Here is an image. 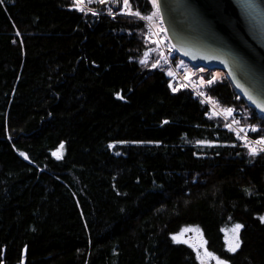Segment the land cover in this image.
I'll return each mask as SVG.
<instances>
[{
  "label": "trees",
  "instance_id": "trees-1",
  "mask_svg": "<svg viewBox=\"0 0 264 264\" xmlns=\"http://www.w3.org/2000/svg\"><path fill=\"white\" fill-rule=\"evenodd\" d=\"M187 82L216 111L170 88L141 20L0 0V264H199L173 239L187 225L221 261L264 264V153L228 124L264 141V117L224 73Z\"/></svg>",
  "mask_w": 264,
  "mask_h": 264
},
{
  "label": "water",
  "instance_id": "water-1",
  "mask_svg": "<svg viewBox=\"0 0 264 264\" xmlns=\"http://www.w3.org/2000/svg\"><path fill=\"white\" fill-rule=\"evenodd\" d=\"M164 32L193 68L225 74L264 117V0H155Z\"/></svg>",
  "mask_w": 264,
  "mask_h": 264
},
{
  "label": "built area",
  "instance_id": "built-area-1",
  "mask_svg": "<svg viewBox=\"0 0 264 264\" xmlns=\"http://www.w3.org/2000/svg\"><path fill=\"white\" fill-rule=\"evenodd\" d=\"M72 2L83 14L89 15H105V16H125L136 17L141 20L147 30V35L155 42L158 52L160 54L161 64L165 67L170 75V88L176 90L181 86H186L192 93V97L212 110L214 102H212L207 95L198 91L195 85L186 82V72L183 68H176L172 57L176 55L171 43L169 42L161 23L157 18L153 21L148 18L138 17L134 15L129 8V4H125V0H69ZM228 124L234 129L244 145L254 151L264 153V143L261 140L251 136L252 128L239 127L233 122Z\"/></svg>",
  "mask_w": 264,
  "mask_h": 264
},
{
  "label": "rangeland",
  "instance_id": "rangeland-1",
  "mask_svg": "<svg viewBox=\"0 0 264 264\" xmlns=\"http://www.w3.org/2000/svg\"><path fill=\"white\" fill-rule=\"evenodd\" d=\"M148 1L153 6L152 13L148 16V18H150L153 21V18L156 17L157 15L155 0H148ZM174 64L176 68H183L188 75L191 73V70L193 69L186 61H184L181 58L176 59L174 61ZM236 225H240V224L236 222H232L226 225L222 230L224 234L225 249L229 252H233L229 250L230 247H235L237 242L239 243L240 229L236 231L235 230ZM173 237L178 238L175 241L188 243L194 248L199 264H228L227 262L221 261L220 259H218L216 255L209 253L205 249L203 245V240L200 235V231L196 225H187L181 227L179 231L173 235Z\"/></svg>",
  "mask_w": 264,
  "mask_h": 264
},
{
  "label": "snow or ice",
  "instance_id": "snow-or-ice-1",
  "mask_svg": "<svg viewBox=\"0 0 264 264\" xmlns=\"http://www.w3.org/2000/svg\"><path fill=\"white\" fill-rule=\"evenodd\" d=\"M125 4L127 5V0H125ZM136 15H138V13ZM209 83H211V82H209ZM225 111L227 112L228 115H231L232 109H226ZM260 143H264V141H260ZM61 147H63V146L61 145ZM54 155H55V153H54ZM57 158H59V156ZM261 219L264 220V217H262ZM240 228H241V225H236L235 226V230L236 231H238ZM173 239L177 240L178 238L177 237H173ZM238 247H239V243L237 242L235 247H230L229 250L234 252L236 250V248H238Z\"/></svg>",
  "mask_w": 264,
  "mask_h": 264
}]
</instances>
